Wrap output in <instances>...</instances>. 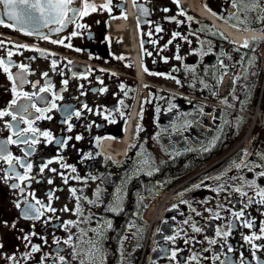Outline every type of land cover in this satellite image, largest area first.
<instances>
[{"label": "flooded vegetation", "instance_id": "flooded-vegetation-1", "mask_svg": "<svg viewBox=\"0 0 264 264\" xmlns=\"http://www.w3.org/2000/svg\"><path fill=\"white\" fill-rule=\"evenodd\" d=\"M201 1L200 6L227 25L244 29L239 18L247 20V29L264 33V21L258 19L264 16V0H203L202 5ZM89 2L97 6L96 11L76 17L59 33L49 30L55 24L41 28L48 40L0 25L4 42L0 58L7 63V53L12 51L10 71L18 91L36 93L31 102L21 97L9 109L13 81L0 69V111L16 112L27 103L50 106L52 92L39 91L48 82L63 97L55 101L57 108L46 113L52 119L34 122L36 128L53 134V142L39 137L40 143L28 156L27 145L6 144L10 136L16 139L17 127L27 125L11 116L0 117V147L33 165L32 178L20 182L15 173L23 175L25 169L14 160L11 171L0 161V264H136L145 243L142 264H220L214 259L217 255L227 258L226 264H240L241 255L246 264H257L243 236L259 234L264 223V205L248 204V197L258 201L256 192L264 188V176L259 175L264 172L262 63L252 65L254 74L243 76L249 47H235L208 18L197 15L192 0L178 4L174 0H135V4L134 0H111L110 12L100 7L106 0ZM82 6L83 0L70 5ZM77 24L85 27L77 28ZM157 26L162 31L156 32ZM74 31L76 36L71 35ZM174 32L180 36L173 40ZM59 39L64 45L51 43ZM20 44L29 47H15ZM221 57L225 59L222 69ZM19 64L27 66L23 84ZM211 94H222V108L211 103ZM259 100L257 119L244 143ZM76 111L81 115L72 116L73 127L68 131L64 120ZM37 115L33 108L28 118ZM9 123L13 128L7 127ZM60 140H67L66 146L61 147ZM56 157L63 159L41 173L40 166ZM61 163L76 171L62 168ZM53 168L57 171H50ZM61 173L68 177L67 183ZM253 181L256 187H249ZM12 184H20L24 192ZM73 188L75 196L70 192ZM50 192L56 211L45 212L39 220L25 219V200L47 205ZM16 203L21 207H15ZM241 210L245 212L242 219L254 221L253 228L243 227L242 220L233 217V212ZM229 224L233 227L225 242L216 230L226 231ZM193 225L201 231H193ZM169 236L175 240L166 239ZM69 237L71 243L65 244ZM210 239L218 243L209 244ZM254 243L264 246V239ZM33 245L39 251L32 252ZM228 245L232 252L227 251ZM172 250H177L175 260ZM193 255L196 260L190 259ZM256 257L264 264V247L256 250Z\"/></svg>", "mask_w": 264, "mask_h": 264}, {"label": "snow or ice", "instance_id": "snow-or-ice-1", "mask_svg": "<svg viewBox=\"0 0 264 264\" xmlns=\"http://www.w3.org/2000/svg\"><path fill=\"white\" fill-rule=\"evenodd\" d=\"M74 0H0V5H2V11H0V25L11 28L13 30L21 31L25 35H33L37 34L40 35L42 39L48 40L49 37L47 35H43L40 32L41 28H48L49 25L55 24L57 27L55 28H50V31H54L56 33H59L62 31L63 27L66 25L68 22H75L76 17H83L89 14V11H96L97 6L90 3L89 0H83V6L79 9L72 8L70 5H72ZM177 4L179 3V0H174ZM111 4V0H106V3L101 5L103 9L108 10L109 12L111 11V8L109 5ZM135 4V0H134ZM144 14H147V9L142 10ZM163 11L167 12L168 9L165 8ZM69 13H72L70 16ZM183 14V13H181ZM6 18V19H5ZM123 18H127L126 16ZM172 19H175L173 17ZM189 19H192L189 17ZM258 19L264 21V16L259 17ZM238 24H243L244 29L247 30L248 27V22L247 20L240 21L239 18H237ZM7 21V22H6ZM77 28H83L85 27L82 24H77ZM156 32L162 31V29L157 26L155 29ZM78 33L77 32H72V36H76ZM151 32L148 33L149 36H151ZM178 36H180L179 33L174 32L172 34V39H176ZM186 39V38H184ZM4 42L0 40V45H2ZM51 43L53 44H60L64 45V40L59 39V40H51ZM153 43H156V41H153ZM169 44L172 43V40L168 41ZM66 47H71V44L65 45ZM249 42L245 41V43L242 45V47H249ZM16 48H28L29 46L27 44H20V45H15ZM33 51L41 53V55H44V50L39 49V48H34L31 49ZM79 51V49H77ZM149 55L151 53H148ZM14 55L12 51H8L7 56L9 58L8 62L6 63L3 58H0V69H3L5 73H8V79L10 81H13V87H12V93L14 98L12 99L9 109L12 108V106L17 105L18 99L23 97L25 100L31 102L33 100V97L36 96V93L29 94L28 92H23V91H18L17 86H16V77L13 76V74L10 71V68L12 67L11 64V57ZM49 55H55V53H49ZM122 58V57H121ZM176 59H181L179 55L176 56ZM71 63V61H69ZM57 62L55 60L52 61V68L53 70L56 69ZM19 69H21V72L18 74V78L20 80V83H26L27 81L24 79V72L27 71V66L24 64H19L16 65ZM145 71L147 69L145 68ZM43 75L46 77L48 74L43 73ZM113 75H115L113 73ZM64 85H67L68 81L65 80L63 81ZM179 83V81H177ZM33 87H36V84H33ZM41 93H46V92H52V101L50 106L46 107H36L35 103H27L20 105L18 110L16 112L10 111V110H4L0 111V117L4 116H11L13 121H19L27 125L26 128H16V130L13 132V135L16 137V139H12L10 136L8 140L6 141V144H18V143H23L28 146V150L25 151V156H28L31 154V151L34 150V146L38 143H40L39 137H44L45 141L47 143H52L54 140L53 134L50 131H41L40 129L36 128L34 126L35 120H42V119H52L51 116L46 115V113L51 112L53 109L57 108L56 100L62 99L63 97L58 95L56 92L52 91V85L50 82L46 83L44 87H41L39 89ZM101 92L107 91V89H100ZM38 99L43 100V97H38ZM122 103V101H121ZM85 108H87V105H84ZM35 109V112L38 113L39 115L35 116L34 119L28 118L30 116V109ZM91 111V109H89ZM23 113V114H21ZM75 116L76 118H79L81 113L79 111H76L74 113H68L66 116L64 123L67 124L68 131L72 130L73 125L70 123L72 116ZM8 128H13L12 124H7ZM31 134V135H29ZM38 134V135H37ZM68 139H71L69 137ZM77 140L81 139L80 136L76 137ZM57 143L61 146L64 147L67 144V140H60L57 141ZM62 157H56L55 160L50 159L46 163H43L40 166V172L43 173L46 168L53 162L60 163L62 161ZM16 161L17 163L20 164L22 168L25 169V172L23 175L19 173H15V179L24 182L30 180L32 177H30L29 173L32 170L33 165L31 163H25L23 160H21L18 157H13L10 152H7L6 147H0V161H5L8 166L9 170L14 171L13 169V161ZM246 166V165H245ZM62 168H71L72 172H75L76 169L75 167H72L67 164L61 163ZM52 172H56L57 170L55 168L50 169ZM150 174V173H149ZM62 177L63 174L61 173ZM260 176H264V172L259 173ZM9 177L5 176V180H7ZM64 182H68V177H63ZM76 179H79V177H76ZM48 183L51 184L53 181L51 179L48 180ZM11 187L13 188H20V191L23 193L24 189L20 187V184H12ZM249 187H256L255 182L253 181ZM236 192L240 193L241 196L248 197V194L246 192H243L241 188H236ZM70 192L75 196L76 194V189H70ZM32 195L33 199H35L34 194ZM256 195L260 198L258 201L254 200L252 197H248V204L252 203H259L261 205H264V188H259L256 192ZM48 199L49 203L45 205L42 201L40 200H35V204H30L28 203L27 200H25V204L27 207H25L22 210L23 217L25 219H32V220H39L42 216H44L45 212H55L56 209L51 207V200H52V193L50 192L48 194ZM36 205H39L37 207ZM15 207L20 208L21 205L20 203H16ZM247 207V204L245 205ZM64 211H68L67 207H65ZM79 206H77V212H79ZM233 217L236 219H241L242 220V225L243 227L246 228H253L254 227V221L250 219H242L245 217V212L243 210L241 211H235L232 213ZM217 219H219V214H216ZM68 224H72V221H68ZM187 223V221H185ZM15 225H13L14 227ZM232 224H229L228 229L222 230V229H217L216 230V236L217 237H222L225 242L227 240V237L231 234L232 231ZM193 231L195 232H200L201 229L193 225ZM32 235H35L33 233ZM24 239L27 241L29 240L28 236H25ZM43 239V238H42ZM166 239L174 241L175 237L169 236ZM244 241L250 246V248L253 250L252 255L253 259L257 260V264H261V262L257 259L256 257V250L264 247L261 245H257L254 242L264 239V223L261 224L259 228V234L256 232H252L250 235H244L243 236ZM59 242V241H57ZM187 242V241H186ZM209 244L215 245L218 243L216 239H210ZM65 244H70L71 243V237H69L68 240L64 241ZM3 245H0V248H2ZM32 252L39 251V246L33 245L32 246ZM205 251H209V249H205ZM228 252H232L233 248L231 245H228L227 247ZM177 256V250H172L171 252V259L175 260ZM11 259H14L12 257ZM190 259L196 260L197 257L193 255ZM215 260H219L220 264H226V260H221L220 256L217 255L214 257ZM60 260L63 261L64 257L60 256ZM228 264H234L233 261H228ZM240 264H246L245 260L243 259V256L241 255L240 259Z\"/></svg>", "mask_w": 264, "mask_h": 264}, {"label": "bare ground", "instance_id": "bare-ground-1", "mask_svg": "<svg viewBox=\"0 0 264 264\" xmlns=\"http://www.w3.org/2000/svg\"><path fill=\"white\" fill-rule=\"evenodd\" d=\"M192 6L195 9V11L202 15L203 17H206L212 22V24L220 31L226 34V36L235 44L239 45L240 47L245 43V41H250L254 39L255 37H259L260 34H258L256 31L250 30V31H241L239 29H234L231 26L225 24L209 12H207L202 6L199 4V0H192Z\"/></svg>", "mask_w": 264, "mask_h": 264}, {"label": "trees", "instance_id": "trees-1", "mask_svg": "<svg viewBox=\"0 0 264 264\" xmlns=\"http://www.w3.org/2000/svg\"><path fill=\"white\" fill-rule=\"evenodd\" d=\"M264 46L263 41H258V42H252L251 45L249 46L248 50V64L247 67L245 68L243 72L244 74H249L252 75L256 70L252 67V65L258 64V66L261 63V49Z\"/></svg>", "mask_w": 264, "mask_h": 264}, {"label": "rangeland", "instance_id": "rangeland-1", "mask_svg": "<svg viewBox=\"0 0 264 264\" xmlns=\"http://www.w3.org/2000/svg\"><path fill=\"white\" fill-rule=\"evenodd\" d=\"M200 1H201V0H199V2H200ZM263 69H264V63H263ZM149 216H150V215H149ZM149 216H148V217H149Z\"/></svg>", "mask_w": 264, "mask_h": 264}]
</instances>
